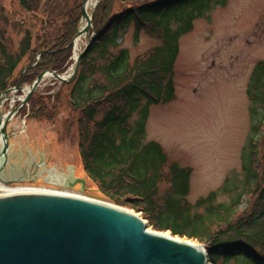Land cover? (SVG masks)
I'll return each mask as SVG.
<instances>
[{
	"label": "trees",
	"instance_id": "trees-1",
	"mask_svg": "<svg viewBox=\"0 0 264 264\" xmlns=\"http://www.w3.org/2000/svg\"><path fill=\"white\" fill-rule=\"evenodd\" d=\"M17 1L39 29L34 35L27 32L17 50L0 30V95L21 76L24 85H33L44 72L65 74L83 18V0H53L50 10L41 9L37 0ZM210 2L100 0L95 34L77 79L55 94H50L54 88L34 93L29 109L22 111L49 124L69 113L77 126L82 168L94 191L141 213L154 231L204 244L210 264H264V61L255 65L247 86L251 127L242 153L243 181L234 186L226 182L222 193L231 195L229 202L218 203L219 193L213 192L190 203L192 170L170 162L160 144L142 142L149 108L176 98L179 41ZM132 25L137 34L143 32L161 45L131 64L118 40ZM25 60V73L18 75ZM134 113L139 121L133 132L129 123ZM162 185L169 186L163 194ZM245 196L255 198L248 215L239 214Z\"/></svg>",
	"mask_w": 264,
	"mask_h": 264
},
{
	"label": "rangeland",
	"instance_id": "rangeland-1",
	"mask_svg": "<svg viewBox=\"0 0 264 264\" xmlns=\"http://www.w3.org/2000/svg\"><path fill=\"white\" fill-rule=\"evenodd\" d=\"M37 1L41 9L53 7V4L49 6L53 0ZM222 1L211 0L207 10L193 22L192 31L180 39L174 70L176 98L169 104L149 108L142 141L143 144H160L170 162L192 170L187 197L192 204L213 192L219 193L218 203H227L231 195L222 193L226 182L234 186L243 181L242 153L251 127L247 86L255 65L264 61V0H226L224 5ZM95 2L100 0L89 4L90 15ZM14 13L17 15L15 19ZM84 22L80 31L86 26ZM38 29L21 11L17 0H0V30L12 50L19 48L27 32L34 35ZM94 34L92 22L89 32L78 40V52L90 46ZM118 44L119 49L128 50L132 64L135 58L160 46L161 42L143 32L137 34L132 25ZM26 64L27 60L18 69V75L25 73ZM71 67L64 75L67 78ZM19 82L22 91L8 96L0 109L4 115L17 110L30 91L32 85H24L22 76ZM61 85L47 77L37 93L54 88L50 94H55ZM24 107L8 126L10 149L1 162V165L5 163L2 165V179L23 182L7 187L32 185L113 204L94 191L95 186L83 171L77 126L71 115L62 114L54 124L41 123L30 119L29 113L24 114ZM138 121L139 115L134 113L129 123L133 132ZM1 150L0 142V153ZM33 164L37 165V177H32L29 172ZM73 169L78 179L88 180L86 190L82 191L78 185L67 190L49 185L50 177H59L55 171L62 176ZM168 189L169 186L162 185L160 193ZM242 201L239 214L248 215L254 208L255 198L245 196ZM113 205L132 211L125 205Z\"/></svg>",
	"mask_w": 264,
	"mask_h": 264
},
{
	"label": "water",
	"instance_id": "water-1",
	"mask_svg": "<svg viewBox=\"0 0 264 264\" xmlns=\"http://www.w3.org/2000/svg\"><path fill=\"white\" fill-rule=\"evenodd\" d=\"M92 1H83L86 27L79 31L76 39L90 30L94 10L90 15L88 7ZM97 4L95 2L93 9ZM88 47L78 56L71 76L44 72L37 77L17 110L7 115L0 111V164L9 152L8 126L15 114L28 104L48 76L61 84L74 82ZM21 91V82L5 90L0 95V109L9 95ZM2 165L0 184L9 186L22 182L2 179ZM74 173L70 171L60 181L59 177L58 181L50 177L49 185L66 190L79 185L82 191L86 190V180L76 178ZM131 212L100 201L52 195L14 194L0 198V264H210L206 246L196 248L189 243L191 240L181 242L169 232H156L141 216Z\"/></svg>",
	"mask_w": 264,
	"mask_h": 264
},
{
	"label": "bare ground",
	"instance_id": "bare-ground-1",
	"mask_svg": "<svg viewBox=\"0 0 264 264\" xmlns=\"http://www.w3.org/2000/svg\"><path fill=\"white\" fill-rule=\"evenodd\" d=\"M86 27V26H85ZM78 48H79V41L76 43V54H75V59L77 58L78 56ZM48 78H50V76H48ZM0 121H1V118H0ZM1 165V164H0ZM36 168H37V165L36 164H33ZM34 171H35V168H31L30 169V173L31 175L33 176L34 175ZM56 172V175L59 176V181L61 179V176L60 173L58 171H55ZM30 173L28 174V176L30 175ZM65 173V172H64ZM53 179L55 181H58V177L55 176L53 177ZM14 194H26V195H52V196H61V197H67V198H73V199H85V200H89V199H86L82 196H79V195H76V194H71V192H68V193H63L61 192V190H48V189H45V188H40V187H35V186H23V185H17L15 187H7V186H4L3 184H0V198L1 199H6V198H9V197H12L14 196ZM101 202V201H100ZM110 204V203H108ZM132 214H134L135 216L137 217H140L141 215L138 214V213H135V212H131ZM137 214V215H136ZM151 231V229H149ZM166 236H169V234H166ZM179 240V239H177ZM181 242H186L187 239H180ZM190 244H192L193 246H195L196 248H198L199 244L196 243L195 241H189Z\"/></svg>",
	"mask_w": 264,
	"mask_h": 264
}]
</instances>
